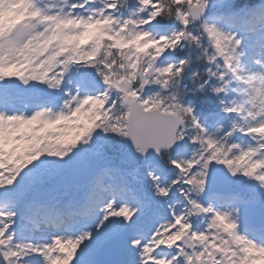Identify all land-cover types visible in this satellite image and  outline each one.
Instances as JSON below:
<instances>
[{
	"label": "snow or ice",
	"instance_id": "6c2138e0",
	"mask_svg": "<svg viewBox=\"0 0 264 264\" xmlns=\"http://www.w3.org/2000/svg\"><path fill=\"white\" fill-rule=\"evenodd\" d=\"M0 264H264V0H0Z\"/></svg>",
	"mask_w": 264,
	"mask_h": 264
}]
</instances>
